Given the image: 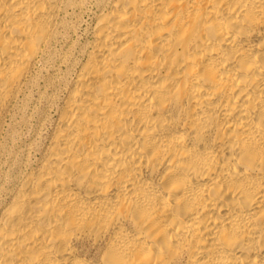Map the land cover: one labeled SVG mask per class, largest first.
I'll list each match as a JSON object with an SVG mask.
<instances>
[{"label": "bare ground", "instance_id": "obj_1", "mask_svg": "<svg viewBox=\"0 0 264 264\" xmlns=\"http://www.w3.org/2000/svg\"><path fill=\"white\" fill-rule=\"evenodd\" d=\"M82 5L0 0V131L54 105L0 264H264V0H97L64 49Z\"/></svg>", "mask_w": 264, "mask_h": 264}, {"label": "rangeland", "instance_id": "obj_2", "mask_svg": "<svg viewBox=\"0 0 264 264\" xmlns=\"http://www.w3.org/2000/svg\"><path fill=\"white\" fill-rule=\"evenodd\" d=\"M97 0H83L82 8L78 18H71L69 29L70 37L62 39L59 45L64 49L69 44V38L79 47L87 38L86 26L93 19ZM52 73L54 70L50 69ZM45 70L43 76L39 77L41 86L45 81ZM50 91V90H49ZM61 93L59 94V96ZM54 105L51 102L38 99L37 93L31 103L25 108L11 109L6 115L4 124L0 131V202L4 197V187H8V174L22 167L23 160L27 155L34 158L38 155V147L47 141L46 135L51 128V119ZM48 131V132H47ZM3 186V188H1Z\"/></svg>", "mask_w": 264, "mask_h": 264}]
</instances>
